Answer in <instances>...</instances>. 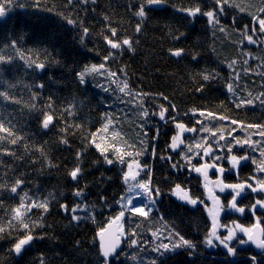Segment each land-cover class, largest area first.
I'll return each instance as SVG.
<instances>
[{
    "label": "trees",
    "instance_id": "trees-1",
    "mask_svg": "<svg viewBox=\"0 0 264 264\" xmlns=\"http://www.w3.org/2000/svg\"><path fill=\"white\" fill-rule=\"evenodd\" d=\"M0 3L5 4V15L0 17L4 57L0 92L7 96H0V125L12 132L9 136L0 131V185H4L0 264H104L97 237L123 211L117 202L126 193L124 173L129 164L145 168L144 181L150 178L159 195L153 191L155 203L147 217L126 211V241L109 264H264V251L254 252L248 245L239 248L243 238L238 235L227 240L231 254L224 246L209 247L213 221L204 195V182L227 190L221 199L226 212L236 190L224 185L257 187V181L264 179L258 173L264 160L262 128L248 127L264 126V32L252 18H264L259 12L264 6L261 0H229L220 6L222 12L216 0H163L154 5L147 0H74L67 7V0ZM142 4L143 18L136 15ZM53 7L55 11L47 10ZM196 8L200 12L188 14ZM208 11L215 13L213 23L203 15ZM57 13L75 23L68 24ZM83 28L89 30L87 35ZM248 36L256 42L249 43ZM105 37L121 46L111 48ZM124 39H129L131 48L122 43ZM181 49L180 56L172 55ZM33 61L45 67L38 69ZM101 64L103 69L87 73L80 82L78 73ZM204 75L210 78L204 80ZM125 82L131 95L119 91ZM49 101L52 108L47 107ZM162 107L167 109L165 119L159 116ZM145 110L147 116L142 115ZM45 112L54 113L47 129L42 127ZM209 112L214 115L208 116ZM177 124L195 131L187 130L184 145L174 150ZM17 137L15 144L10 143ZM245 140L253 143H242ZM207 145L211 155L204 158ZM101 149L107 151L102 154ZM106 156L114 162L107 163ZM232 156L248 158L234 171L229 164ZM186 160L192 161L191 166ZM202 165L222 171L214 169L205 176L190 168ZM77 167L81 171L73 180L69 173ZM17 180L22 183L12 193ZM176 185L197 204L173 196ZM77 190L80 196L74 195ZM25 193L26 206L48 200V210L31 207L26 212L24 221L34 238L17 254L14 245L29 230L12 220V209ZM257 200L264 201V191L245 187L236 206L254 211L255 216L222 214L216 219V234L225 238L229 229L238 224L251 227L255 220L264 231V212L253 208ZM159 231L173 244L183 237L193 247L173 248L158 256L153 253L158 245L153 236Z\"/></svg>",
    "mask_w": 264,
    "mask_h": 264
},
{
    "label": "snow or ice",
    "instance_id": "snow-or-ice-1",
    "mask_svg": "<svg viewBox=\"0 0 264 264\" xmlns=\"http://www.w3.org/2000/svg\"><path fill=\"white\" fill-rule=\"evenodd\" d=\"M8 3H11V0H7ZM39 2L40 0H36V5H39ZM80 2L82 3H86L87 0H80ZM93 3H95V0H92ZM163 2V0H147V3L149 5H154V4H161ZM74 3V0H67V4L65 5L66 7L69 6V5H72ZM226 4H229V0H216V5L218 7H220L221 5H226ZM261 4L264 5V0H261ZM21 7H23V5H21ZM48 11H55V8L53 7L52 9H47ZM224 9L223 7H220V11L222 12ZM243 11V9H241ZM188 11V14L189 15H195L196 13L200 12V9L199 8H196L194 10H187ZM259 12L264 14V6H261L259 8ZM58 15H61L64 19L67 20V23L68 24H74L75 21L72 20L71 18L69 17H64L62 13H57ZM5 15V4L4 3H0V17H3ZM136 15L143 18L145 17V10H144V6L143 4L141 5L140 9L136 12ZM203 15L207 16L208 17V21L209 23H213V21L215 20V13L213 11H208V12H205L203 13ZM254 21H258L259 23V31L260 32H264V18H261L259 16H253L252 17ZM107 19V18H106ZM142 22V21H141ZM140 28H141V25L140 24H137L136 26V31L139 32L140 31ZM223 30V29H221ZM88 29L87 28H83V33L84 35H87L88 34ZM112 31V35L115 36L116 35V30L115 29H111ZM253 33H255L257 31L256 28H253L252 29ZM83 39V37H82ZM249 43H255L256 41H254L252 39V36H248L247 37ZM105 40L107 41V43L110 45L111 48L113 49H117L121 46L120 43L118 42H114L113 40L109 39L108 37H105ZM122 43L124 45H127L129 48H131V43L129 41V39H124L122 41ZM13 47H15V44H13ZM18 51V55H21V57H23V54ZM182 49L181 50H175L172 52V55H175V56H180L181 53H182ZM109 55H111V53H109ZM195 59V57H193ZM10 59V58H9ZM105 60L108 59V57H105L104 58ZM4 60V57L3 56H0V61H3ZM33 63H35V67L38 68V69H42L45 67L44 63L42 62H35L33 61ZM233 63H235V61H233ZM31 66V65H29ZM104 68V65L101 64L99 66H96V65H92L90 68H85L84 71L78 73V77L80 79V82L81 83H84V77L87 73L89 72H97L99 71L100 69H103ZM110 75H115L114 73H110ZM210 77L208 75H204L203 76V79L204 80H208ZM39 87H43V85H39ZM128 90V84L125 82L123 87H120L119 91L122 92V93H125L126 95H131L132 93L130 91H126ZM228 90L229 91H232V86L229 85L228 86ZM135 95H140V93H136ZM144 95H147L146 93ZM261 95H264V93H261ZM0 96H5L4 93L0 92ZM35 98V97H34ZM5 99H7V96H5ZM165 99H167L165 97ZM18 102V101H17ZM262 103H264V101H261ZM247 103L251 104L252 101L249 100L247 101ZM240 105H237V107H239ZM48 108H52V103L51 101H49L48 105H47ZM173 110H175V106L173 105ZM167 111L166 108H161V111L159 113V116L161 119H165V112ZM195 111V110H193ZM69 114L71 115V111L69 110ZM201 115H204V113H200ZM142 115L144 116H147L148 115V112L147 110H145ZM208 116H213L214 114L209 112L207 114ZM225 117H221V119H224ZM174 119V118H173ZM53 120H54V113L50 114L48 112H45L44 113V118H43V121H42V127L47 129L49 127L50 124L53 123ZM111 121L109 120L108 121V124H110ZM232 123H237V121H232ZM108 124H105L104 125V129L107 130L108 128ZM75 127L79 128L80 125H75ZM177 128L179 129H182V130H188V131H195V129H185V125L183 124H177L176 125ZM248 127H257V128H262V130L260 131V135L261 136H264V126H259V125H248ZM0 131L2 132H7L9 136L12 135V132L9 131L7 128H4L2 125H0ZM118 135V134H117ZM213 135H215V133H213ZM95 136V134H93V137ZM221 139H224L223 136L220 137ZM0 139H3V137H0ZM19 139V137L15 138V139H12L10 141V143H13L15 144L17 142V140ZM179 140V137H173V144L171 145V147L173 149H175L177 147V141ZM93 143H95V139L93 138ZM180 143H182V141H179ZM61 143H67L66 140H61ZM237 143H241V141H237ZM242 143H245V144H251L253 143L252 141L250 140H245L243 141ZM96 147L98 149H100V145L97 144ZM197 148H200L201 145L200 144H197L196 145ZM115 152H120V149L118 148H114L113 149ZM107 151V149H101V152L102 154ZM189 151H191V146H189ZM229 151H231V149H229ZM127 155H131V153H125ZM141 153H137V155H140ZM153 154H155V151L153 149ZM204 154L205 155H208L209 154V149H205L204 150ZM264 154V153H262ZM41 155H43V152L41 151ZM78 157H79V153L77 154ZM218 158V157H217ZM248 157H240V158H237L236 156H232L231 157V160L233 162V166L235 167L237 164H239L240 160H243V159H247ZM106 159V162L109 163V164H112L114 161L112 159H108L107 156L105 157ZM120 162L123 163L124 160H123V154L120 156ZM255 163V161H253ZM137 168H139V164L136 165ZM129 167V172H126L124 173V182L126 184H128L129 180H133L135 181L136 180V176L139 174L138 172L133 174L131 172V169H132V165L129 164L128 165ZM173 167H176V165H173ZM201 169L197 168L196 171H200ZM80 168L77 167L75 168L74 170H72L69 175L71 176V178L73 180H76L77 177H78V174L80 173ZM259 171L261 172H264V164H262L260 167H259ZM22 183V181L20 180H17L16 183L11 187V192L12 193H16L17 192V189L18 187L20 186V184ZM257 184L259 185V190H262L264 191V182H261V181H257ZM0 187H4V185H0ZM225 188H232L234 190H236V195L233 196V199L232 201L230 202V206L232 208H235L237 211H240V212H243L244 209L243 208H237L236 206V196H239L241 194V192L244 190L245 187H250L251 190L253 192H256L258 189L257 187H252V185L248 184V185H245V184H235V185H224ZM134 189H140L141 192L143 193V195H145L146 197L149 198V200L151 201V203H155V201L152 199L153 197V191H155V194L158 196L159 195V190L158 189H155L153 190L152 187H151V181H150V178H149V181L146 182V183H134V184H130L129 185V192L133 191ZM224 188H221V191H223ZM141 192H137V195H140ZM182 193V194H181ZM174 194H177L178 197L182 200H186L188 203L192 204V205H196L197 204V200L196 199H192L187 192L183 191V189H181V186L180 185H176V189L174 190ZM51 195V194H50ZM74 195L76 196H80L81 195V191L80 190H77ZM28 196H27V193H25L23 196L20 197V205L14 209H12V212H13V215H12V220L14 221H18L19 224L26 230H29V234L25 235L22 239H19L18 242L14 245V251L19 254L21 253V251L23 250L24 246L25 245H28L30 243V241L33 240V235L30 233V228H29V225L27 223H25L24 221V216L26 214V212L30 211V208L31 207H36V208H41L43 209L45 212L48 210V200H44L43 202H36V203H33L32 205L30 206H26L24 204V201L25 199H27ZM122 200L125 199V197H122L121 198ZM128 204L131 205L132 204V199L131 198H128ZM256 205H259L260 207H264V201H261V200H257L256 201ZM256 205H253V208L256 207ZM62 208H64L65 210H67V206L66 205H61ZM132 212L134 213H138L140 214L141 216H145L147 217L148 215V212L151 211V209L149 208L148 211H145L144 208H140V207H135L133 206L131 209H130ZM76 209H73V212H75ZM212 213H210L211 215ZM124 215L123 211L120 213V216H118L116 219L119 220L120 217H122ZM218 216V212L213 215V231L210 233L211 236H215L216 235V232H215V228L218 226L217 224V220H216V217ZM73 220H76L78 219V217H76L75 215H73L72 217ZM238 228H240L241 231H243L246 235H248V239L250 241H252L253 243H256V246L258 248H261V249H264V238H261L259 236H254L251 232L250 229H246V228H242L240 227L239 225H237ZM4 231V228L3 227H0V232H3ZM155 235V233H154ZM235 235V233L229 229V235L227 237H225L224 239L225 240H231L232 237ZM207 243L209 245L212 244V240L211 239H208L207 240ZM223 243V241H222ZM241 243H244V241H241ZM132 245H135L136 244V241L135 240H132L131 242ZM118 246V243H113L111 245H108V246H105L103 243L101 244V248H100V255L103 257V260H104V264H109V258L111 256H113V254H116L118 255V253H116V248ZM193 247V245L191 244L190 241L188 240H185L183 239V237L180 238V242L178 244H174L172 246V248H177V247ZM160 247L164 248L165 250H171L169 249V246L168 245H161ZM224 247L228 249V252L229 254L233 253V249L231 247L228 246L227 243L224 244ZM154 251H156L157 249H153ZM132 259H135V257H132ZM254 259V258H253ZM152 264H155V261L152 262Z\"/></svg>",
    "mask_w": 264,
    "mask_h": 264
},
{
    "label": "rangeland",
    "instance_id": "rangeland-1",
    "mask_svg": "<svg viewBox=\"0 0 264 264\" xmlns=\"http://www.w3.org/2000/svg\"><path fill=\"white\" fill-rule=\"evenodd\" d=\"M206 122L207 123H209V122H211V120L210 119H206ZM186 129V128H185ZM186 134H188V131L187 130H182V129H179V128H177V133H176V137H179V140L177 141V146L178 145H181V144H183L184 145V142H183V138H182V136L183 135H186ZM179 141H182V143H180ZM206 149H209V154L208 155H205V156H203L204 158H207V157H209L210 155H211V147H210V145H207V147H206ZM175 150V149H174ZM186 153H188V152H186ZM189 154V153H188ZM191 156H194L193 155V153L191 154ZM229 161H231V159L229 160ZM228 161V162H229ZM186 162L190 165L191 164V162L192 161H190V160H186ZM230 163V162H229ZM262 164H264V160L262 161ZM137 164H134V165H132L133 167H132V169H131V172L133 173V174H135V173H139L137 176H136V180L135 181H129L128 182V184H126V188H125V190H126V193L123 195V197H125V199H121L120 201H118L117 202V205H119L120 206V208L121 209H123V211H125L124 213L126 214V211H131L130 209L133 207V206H135V207H140V208H144L145 209V211H148V209L150 208V209H152L153 207H154V205H153V203H151V201L149 200V198L148 197H146L145 195H143V193L141 192V190L140 189H134L133 191H131V192H129V185L130 184H134V183H137V182H139V183H146L145 181H144V174H145V168L143 167V166H140L139 168H137V166H136ZM191 166V165H190ZM190 168H193V170L195 171V172H198V171H196V169L197 168H199V169H201L199 172L200 173H210V171L211 170H216V169H219V168H217L216 166H207V165H202L201 167H190ZM220 171H222V169H219ZM130 170H129V167H128V171L127 172H129ZM260 172V174L263 176L264 175V172H261V171H258V173ZM259 174V176H261ZM209 175V174H208ZM203 177V176H202ZM262 179V182H264V179L263 178H261ZM214 183H211L210 184V187H209V185H207L206 184V182H204V186H205V188L207 189V187L208 188H210V189H212V190H214V192H215V196H217V198H219L220 199V196L221 195H223L226 191L225 190H223V191H221V186L218 184V185H213ZM213 185V186H212ZM258 187V189H259V185L257 186ZM183 191H185V192H187L186 190H183ZM137 192H141V194L140 195H137ZM188 193V192H187ZM182 194V193H181ZM188 195L190 196V194L188 193ZM173 196H175L178 200H180L181 202H183V203H188L186 200H182V199H180L179 197H178V195L177 194H174ZM128 198H131L132 199V204L131 205H129L128 204ZM153 199V198H152ZM216 200V199H215ZM188 204H190V203H188ZM256 208L257 209H259V210H262L263 212H264V207H260L259 205H256ZM222 211H223V209L220 207L219 209L217 208V206H216V208H212L211 209V212L210 213H212L211 214V217H212V221H213V215H215L217 212H218V216L216 217V218H219L220 217V215H221V213H222ZM119 216V215H118ZM117 216V217H118ZM123 226H125V222L123 223ZM242 228H244V227H242ZM218 229V228H217ZM246 229H250V227H247ZM234 233H235V238H237V235L239 236V237H242L243 239L242 240H239L238 241V243H239V248H241V247H243V246H245V245H248V243H247V237H248V235H246L243 231H241L240 230V228H238V227H236L235 226V228H233V229H231ZM251 230V229H250ZM212 232V231H211ZM210 232V233H211ZM233 236V237H234ZM169 238V237H168ZM153 239H154V241L158 244L157 245V247L155 248V249H157L156 251H154L153 250V253L154 254H157L158 256H161L164 252H167V251H172L173 252V248H172V246L174 245L173 244V242L172 241H169L168 239H166L165 237H164V234L161 232V231H159V232H157L154 236H153ZM165 239H166V241H165ZM208 239H211L212 240V244L211 245H209V247L210 248H212V247H214L215 245H218V246H224V244L225 243H228V242H230V241H227V240H225L224 238H222V237H220V235L219 234H216L215 236H209V238ZM168 241V242H167ZM222 241H223V243H222ZM241 241H244V243H241ZM161 245H168L169 246V249H171V250H165L164 248H162V247H160ZM135 246H136V244H135ZM142 250H140V252H141ZM145 263H143V264H147L148 262H146V261H144Z\"/></svg>",
    "mask_w": 264,
    "mask_h": 264
},
{
    "label": "water",
    "instance_id": "water-1",
    "mask_svg": "<svg viewBox=\"0 0 264 264\" xmlns=\"http://www.w3.org/2000/svg\"><path fill=\"white\" fill-rule=\"evenodd\" d=\"M242 164H243V161H240L239 164H237L234 167L233 166V162L231 161V166L235 170H237ZM129 181L132 182L133 180L130 179ZM205 196L207 197V201L209 203L215 204L214 194L212 192L207 191L206 194H205ZM237 200H238V196H236V202H237ZM232 209H234V208H232ZM124 218H125V214L122 217H120L119 220H117L116 218L113 219L98 234L97 243H98V251H99V254H100V248H101V244L102 243L105 246L111 245L113 243H118V246L116 248V253L119 254L121 252L122 247H123V242L126 240L125 229L124 228H121V226L123 224V221H124ZM251 232H252V234L254 236H259L261 238H264V232H263V229H262V227L260 225H254V226H252ZM247 243H248L249 247L254 252L264 251V249L258 248L256 246V243H253L248 238H247ZM116 257H117V255L116 254H113V256H111L109 258V260L115 259ZM100 258H101V260H103V257L101 255H100ZM190 259H192V257Z\"/></svg>",
    "mask_w": 264,
    "mask_h": 264
},
{
    "label": "flooded vegetation",
    "instance_id": "flooded-vegetation-1",
    "mask_svg": "<svg viewBox=\"0 0 264 264\" xmlns=\"http://www.w3.org/2000/svg\"><path fill=\"white\" fill-rule=\"evenodd\" d=\"M206 174L207 173H205L204 175L206 176ZM206 188L204 187V190H205ZM207 189H208V187H207ZM240 198V196L238 197V199ZM210 206V205H209ZM222 207V206H221ZM218 209H219V207H218ZM257 211H259V209H256ZM235 213V216H239V215H242L243 217L244 216H246V217H249V215H248V213H250L251 215L252 214H255L254 213V211H249V212H247L246 210H244L243 212H240V211H237L236 209H234V211L232 212V214H234ZM243 221V220H242ZM254 224H260V222L258 221V220H255V222H254ZM253 224V225H254ZM239 225V224H238ZM240 226V225H239ZM236 227H237V225H236ZM240 227H243V226H240ZM244 228H247V227H244ZM250 229H251V227H250Z\"/></svg>",
    "mask_w": 264,
    "mask_h": 264
},
{
    "label": "bare ground",
    "instance_id": "bare-ground-1",
    "mask_svg": "<svg viewBox=\"0 0 264 264\" xmlns=\"http://www.w3.org/2000/svg\"><path fill=\"white\" fill-rule=\"evenodd\" d=\"M124 228V227H123Z\"/></svg>",
    "mask_w": 264,
    "mask_h": 264
}]
</instances>
